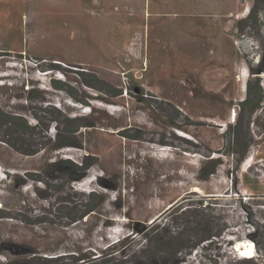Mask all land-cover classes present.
<instances>
[{
    "label": "rangeland",
    "instance_id": "374dc122",
    "mask_svg": "<svg viewBox=\"0 0 264 264\" xmlns=\"http://www.w3.org/2000/svg\"><path fill=\"white\" fill-rule=\"evenodd\" d=\"M263 61L264 0H0V107L65 115L48 144L26 139L34 154L0 141V264L100 256L165 221L190 224V246L204 216L225 231L184 264H264V102L241 106ZM66 159L93 165L74 180ZM92 191L97 210L70 223Z\"/></svg>",
    "mask_w": 264,
    "mask_h": 264
},
{
    "label": "trees",
    "instance_id": "16d2710c",
    "mask_svg": "<svg viewBox=\"0 0 264 264\" xmlns=\"http://www.w3.org/2000/svg\"><path fill=\"white\" fill-rule=\"evenodd\" d=\"M80 75H85V71H79ZM258 82L257 90L253 88L251 81L248 82V97L242 102L241 106L248 111L249 116L256 114L262 107L264 102V90L261 86L262 75L264 74V61L262 62L258 70ZM57 80H54V85L58 89H63L64 86H57ZM87 86L99 89L95 84L86 81ZM101 90V89H99ZM254 91V94H253ZM70 93V92H69ZM73 95V94H72ZM254 95V97H253ZM82 103L90 105L85 100H77ZM53 117H51L48 124H44L43 120L36 116L37 124L31 125L26 117L9 113L6 110L0 107V141L5 142L23 154H34V149L32 146H27L25 141L27 138L36 139V136H39L36 133L38 128H42L46 133L45 136H40L44 138L46 142L44 145L52 141V138L48 136V132L51 124H54L58 129V133H63L61 129V124H65L64 117L65 115L60 110H55L54 113L51 112ZM260 116L254 121L256 126H261L264 129V125H260ZM241 123V119L238 120V124ZM251 124V123H250ZM89 126L87 124H80L78 128L73 131L72 134H75L80 127ZM237 125L235 126V128ZM247 132L249 129L247 128ZM184 135L186 138L191 139L193 136L184 132L179 133ZM38 143V140H35V144ZM19 145V146H18ZM56 148L64 147H81L82 144L78 142H61V135L58 136L55 142ZM44 147V146H43ZM168 148V147H166ZM230 152H234L232 149ZM197 156V154H194ZM58 170L62 171L64 168L71 169V173L75 175L72 177L74 180H80L83 174L91 168L93 162H86L79 164L74 162L72 159H66L58 161ZM254 165L250 166L248 170L253 168ZM212 171L211 173H214ZM88 198L92 202H86L84 213L77 214H66L70 219V223H75L82 220L88 214H91L97 210L101 200L99 198L97 191H92L88 195ZM64 202L71 203V199H65ZM191 210H186V213H192ZM196 218L199 216V212L196 211ZM169 219L168 217H166ZM169 221V220H168ZM194 230L195 235L198 237V240L193 245H188L190 242V237H192V231L190 230V224L183 225L177 224L176 226L163 222L160 225L150 226L147 229L138 231V235L144 231V235L141 237V240H137L135 236L130 239L129 236L124 237L123 239L117 241L116 245L105 250L104 253L100 256H96L91 253L83 254H60L56 256H34L32 259H29L28 264H184L187 260L186 257L191 255L192 251L197 247H202V250H208L211 243L215 239L222 237L224 228L219 230L213 229V223L206 216L198 218L197 222L194 221ZM241 243V242H239ZM205 244V245H204ZM204 245V246H203ZM190 248L192 250H190ZM31 256V255H30ZM243 256V255H242ZM245 259L246 257L243 256ZM247 259V258H246ZM25 261L22 264H26Z\"/></svg>",
    "mask_w": 264,
    "mask_h": 264
},
{
    "label": "bare ground",
    "instance_id": "6f19581e",
    "mask_svg": "<svg viewBox=\"0 0 264 264\" xmlns=\"http://www.w3.org/2000/svg\"><path fill=\"white\" fill-rule=\"evenodd\" d=\"M247 77H248V74H246L245 76H244V81H246L247 80ZM250 164V163H249ZM250 166H252V164L250 165ZM249 166V167H250ZM248 167V168H249ZM246 170H248V169H246ZM250 244L252 245V243L250 242V243H247V242H244V243H238L237 244V250H239V251H243L242 252V255L243 256H245V257H247V255L246 254H249L250 253V251H252V249H251V247H250Z\"/></svg>",
    "mask_w": 264,
    "mask_h": 264
},
{
    "label": "crops",
    "instance_id": "0c3cea01",
    "mask_svg": "<svg viewBox=\"0 0 264 264\" xmlns=\"http://www.w3.org/2000/svg\"><path fill=\"white\" fill-rule=\"evenodd\" d=\"M217 3L221 6H224L225 2L228 3L229 1H234V0H216ZM236 2V1H235ZM237 5V4H236Z\"/></svg>",
    "mask_w": 264,
    "mask_h": 264
},
{
    "label": "built area",
    "instance_id": "2783aa9c",
    "mask_svg": "<svg viewBox=\"0 0 264 264\" xmlns=\"http://www.w3.org/2000/svg\"><path fill=\"white\" fill-rule=\"evenodd\" d=\"M232 119L235 122V120H237V113L236 110H234L233 114H232Z\"/></svg>",
    "mask_w": 264,
    "mask_h": 264
}]
</instances>
